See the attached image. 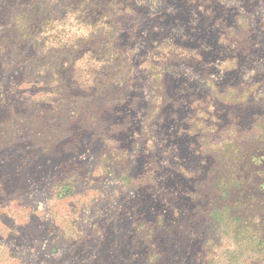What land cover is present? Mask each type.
Returning a JSON list of instances; mask_svg holds the SVG:
<instances>
[{
  "label": "rangeland",
  "instance_id": "374dc122",
  "mask_svg": "<svg viewBox=\"0 0 264 264\" xmlns=\"http://www.w3.org/2000/svg\"><path fill=\"white\" fill-rule=\"evenodd\" d=\"M112 3L0 0V264H264L215 184L264 129V0ZM40 20L52 109L10 38Z\"/></svg>",
  "mask_w": 264,
  "mask_h": 264
},
{
  "label": "trees",
  "instance_id": "16d2710c",
  "mask_svg": "<svg viewBox=\"0 0 264 264\" xmlns=\"http://www.w3.org/2000/svg\"><path fill=\"white\" fill-rule=\"evenodd\" d=\"M119 1V3H112L110 7V12L121 11L120 7L122 4L129 1L130 5L132 0H114ZM128 9V6H126ZM39 9V8H38ZM126 9V10H127ZM107 12V11H106ZM104 14H108L104 13ZM104 15H102L99 20H103ZM95 23L93 26H98L101 28L102 23ZM114 28L111 26V29ZM49 32V31H48ZM47 27L44 21L33 22L28 29H20L17 33L12 31L10 38L18 41L22 46L31 47L32 52L36 53L38 56L33 54V56H27L30 58L29 63H17L16 70L21 67L30 74L31 77L38 81H33L38 92H40L39 103H45L46 109H52L56 107L55 97L61 93V85L59 83L51 84V80L57 76L55 75V67L52 66L46 56L49 51L46 49V35ZM98 32V33H97ZM111 32V30H110ZM62 32L59 29L53 35L54 44L58 48L60 43V37ZM97 34H101V31H97ZM3 38L0 40L2 41ZM55 46V47H56ZM16 47V46H15ZM15 51H17L15 49ZM4 63L0 61V70H2ZM12 66V65H10ZM114 69H119V63H112L110 65ZM32 82V83H33ZM264 143V129L260 130L259 136L248 144H235L226 148L223 153L222 162L226 164L225 170L221 175L215 180L216 186L220 188V194L223 196H228V201L232 202L231 208H236L235 214L239 213L245 218H249L252 215L258 224L257 232L261 235L263 234L264 239V167L257 166L260 161V155L257 152L260 150L262 144ZM228 158V159H227ZM226 160V161H224ZM257 160V161H256ZM244 164L245 170H240V165ZM254 165V167H252ZM253 168L252 171L249 168ZM247 193V195H245ZM248 212H251L248 215Z\"/></svg>",
  "mask_w": 264,
  "mask_h": 264
}]
</instances>
